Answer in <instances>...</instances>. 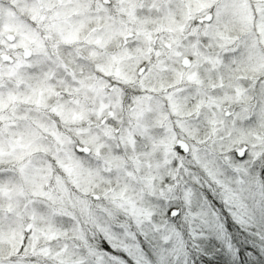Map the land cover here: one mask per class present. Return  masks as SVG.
Instances as JSON below:
<instances>
[{
  "label": "snow or ice",
  "instance_id": "obj_1",
  "mask_svg": "<svg viewBox=\"0 0 264 264\" xmlns=\"http://www.w3.org/2000/svg\"><path fill=\"white\" fill-rule=\"evenodd\" d=\"M0 264H264V0H0Z\"/></svg>",
  "mask_w": 264,
  "mask_h": 264
}]
</instances>
